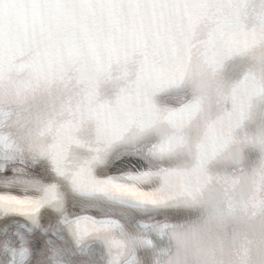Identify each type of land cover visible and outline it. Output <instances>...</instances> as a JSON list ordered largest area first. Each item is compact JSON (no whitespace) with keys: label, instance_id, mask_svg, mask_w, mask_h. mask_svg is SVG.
<instances>
[{"label":"snow or ice","instance_id":"snow-or-ice-1","mask_svg":"<svg viewBox=\"0 0 264 264\" xmlns=\"http://www.w3.org/2000/svg\"><path fill=\"white\" fill-rule=\"evenodd\" d=\"M77 254L264 264V0H0V264Z\"/></svg>","mask_w":264,"mask_h":264}]
</instances>
